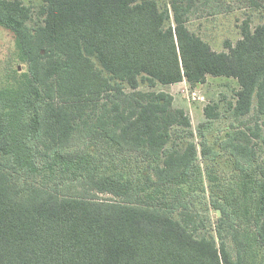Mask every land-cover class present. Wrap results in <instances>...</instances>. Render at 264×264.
Masks as SVG:
<instances>
[{
	"label": "trees",
	"instance_id": "trees-1",
	"mask_svg": "<svg viewBox=\"0 0 264 264\" xmlns=\"http://www.w3.org/2000/svg\"><path fill=\"white\" fill-rule=\"evenodd\" d=\"M42 2L33 27L30 7L0 0L26 64L0 87V264H264V23L223 52L188 27L199 3L264 19V0ZM208 77L237 80L235 120L257 98L249 138L198 144L172 95L140 90Z\"/></svg>",
	"mask_w": 264,
	"mask_h": 264
},
{
	"label": "rangeland",
	"instance_id": "rangeland-1",
	"mask_svg": "<svg viewBox=\"0 0 264 264\" xmlns=\"http://www.w3.org/2000/svg\"><path fill=\"white\" fill-rule=\"evenodd\" d=\"M25 6L33 11L31 26H37L41 23L43 17H39L40 10L43 7L42 0H19ZM252 17L251 25L253 27L264 23V19L256 13L247 9H242L238 4H224L222 7L215 6L214 2L199 3L196 10L193 11L188 21V27L191 32L199 35L216 52L226 51L225 42L229 41L233 45L242 38L241 26ZM18 68L19 72L26 69V64L19 61V53L16 46L14 34L0 26V87L7 84L12 72ZM240 86L235 79L208 77L206 83L202 86L200 95L205 98L201 103L193 101L188 94L196 89H192L186 82L179 86H162L150 88L142 84L141 91H164L174 98V106L187 111L192 120V126L196 132V142L210 143L211 145L221 143V140L227 139L228 133L235 134L236 131H245L247 138L257 131L261 126L260 118H257L255 110L257 107V98L253 101V112L240 120H235L230 112V105L235 103L236 93ZM207 106H213L215 112L220 113V117L214 120H207L204 109ZM201 135H203L201 137ZM255 143L256 140H253ZM219 160L216 162L217 175L219 182L230 183V177L233 176V165L227 160L229 157L220 147L217 148ZM264 156V151H263ZM203 169L205 164H203ZM206 175V174H204ZM106 197V196H101ZM109 197V196H108ZM221 217V216H220ZM210 218L213 223L219 219L218 212L212 210Z\"/></svg>",
	"mask_w": 264,
	"mask_h": 264
},
{
	"label": "built area",
	"instance_id": "built-area-1",
	"mask_svg": "<svg viewBox=\"0 0 264 264\" xmlns=\"http://www.w3.org/2000/svg\"><path fill=\"white\" fill-rule=\"evenodd\" d=\"M188 94L192 98L193 101H198L201 103L205 102V98L203 96H201L200 92H198L197 90L192 91L191 93L188 90Z\"/></svg>",
	"mask_w": 264,
	"mask_h": 264
},
{
	"label": "water",
	"instance_id": "water-1",
	"mask_svg": "<svg viewBox=\"0 0 264 264\" xmlns=\"http://www.w3.org/2000/svg\"><path fill=\"white\" fill-rule=\"evenodd\" d=\"M201 88H202V85H201V84H198L196 90H197V91H198V90H201ZM218 215H219V217L221 216V212H220V211L218 212Z\"/></svg>",
	"mask_w": 264,
	"mask_h": 264
},
{
	"label": "crops",
	"instance_id": "crops-1",
	"mask_svg": "<svg viewBox=\"0 0 264 264\" xmlns=\"http://www.w3.org/2000/svg\"><path fill=\"white\" fill-rule=\"evenodd\" d=\"M182 84H185V82L180 83V84H175V85H172V86L174 87V86H179V85H182Z\"/></svg>",
	"mask_w": 264,
	"mask_h": 264
}]
</instances>
